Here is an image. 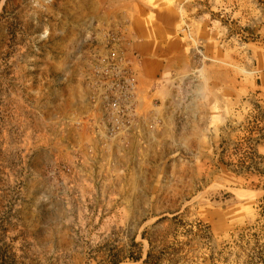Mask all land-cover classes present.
I'll return each instance as SVG.
<instances>
[{"label":"rangeland","instance_id":"1","mask_svg":"<svg viewBox=\"0 0 264 264\" xmlns=\"http://www.w3.org/2000/svg\"><path fill=\"white\" fill-rule=\"evenodd\" d=\"M118 26L140 94L135 131L115 138L87 119ZM253 150L264 156V0H0V245L20 264L145 259L143 232L171 246L170 222L154 224L174 215L213 235L180 233L178 264H264V175L232 172Z\"/></svg>","mask_w":264,"mask_h":264},{"label":"built area","instance_id":"2","mask_svg":"<svg viewBox=\"0 0 264 264\" xmlns=\"http://www.w3.org/2000/svg\"><path fill=\"white\" fill-rule=\"evenodd\" d=\"M128 35L120 26L110 30L92 66L93 109L87 123L96 135L116 138L135 131L140 94L138 55Z\"/></svg>","mask_w":264,"mask_h":264},{"label":"trees","instance_id":"3","mask_svg":"<svg viewBox=\"0 0 264 264\" xmlns=\"http://www.w3.org/2000/svg\"><path fill=\"white\" fill-rule=\"evenodd\" d=\"M136 53L139 57L138 54V49H136ZM263 138V137H262ZM257 143H259V140H257ZM251 162L246 163L242 162L239 163L238 165H235V169L232 170V172L237 173V174H242V173H248L253 170L258 171L257 173L259 175H264V165H260V163H257L254 161L255 158H259L261 160H264V156L259 155L256 151H252L251 153ZM228 167L230 165L226 164ZM261 202L262 204V225H261V233L264 238V197L262 198ZM166 221L170 222L169 229L167 231V235L165 236L166 238L168 237V234L171 235L173 234L174 236V242L172 243L171 246H167L166 248H163L159 252H157V248L154 246V241L148 237L147 238V231H144L142 234L143 239H147L150 245V248L147 252V255L145 259L142 257V251L137 250L135 252H132L131 256L128 257V260H116L112 262L111 264H121L123 262H132L134 264H138L142 262L141 264H162L163 261L166 258H171V264H178L179 263V255L182 252L183 248L182 247H177L180 245L178 240V236L180 233L188 234V235H193V237L198 238V239H213V235L211 231L209 230V226H205V230H202V224L198 223L196 225L197 231L194 232V228L188 229L186 232H184V228L187 226L185 222L182 221L180 215H174L172 218H169L167 216L160 218L154 225H159L162 224ZM6 233L7 228L5 227L3 222H0V233ZM0 234V237H2L3 234ZM190 242V241H189ZM2 243V239H0V244ZM135 246H139V244H135ZM0 264H20L16 258V255L12 252V248L6 244L0 245Z\"/></svg>","mask_w":264,"mask_h":264},{"label":"crops","instance_id":"4","mask_svg":"<svg viewBox=\"0 0 264 264\" xmlns=\"http://www.w3.org/2000/svg\"><path fill=\"white\" fill-rule=\"evenodd\" d=\"M132 38H133V33H132ZM132 40H133V39H132ZM133 47H135V49H134ZM132 48H133L134 50L137 49V45H136L135 43H133V42H132Z\"/></svg>","mask_w":264,"mask_h":264}]
</instances>
